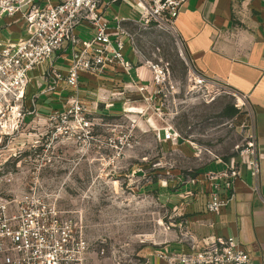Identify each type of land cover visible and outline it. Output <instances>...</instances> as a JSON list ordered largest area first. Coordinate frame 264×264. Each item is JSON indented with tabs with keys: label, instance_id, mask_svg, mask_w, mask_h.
<instances>
[{
	"label": "rangeland",
	"instance_id": "1",
	"mask_svg": "<svg viewBox=\"0 0 264 264\" xmlns=\"http://www.w3.org/2000/svg\"><path fill=\"white\" fill-rule=\"evenodd\" d=\"M105 13L126 14L116 5ZM125 30L127 56L144 69L136 83L154 93L150 101L119 72L83 78L77 95L48 76L32 79L21 102L0 97V224L35 199L72 221L89 246L87 264H149L158 243L180 239L181 180L220 170L217 158L234 160L251 124L249 106L232 91L193 84L174 31L156 22ZM154 69L163 72L157 86ZM73 101L80 115L69 113ZM169 126L175 143L162 141ZM9 258L0 243V264Z\"/></svg>",
	"mask_w": 264,
	"mask_h": 264
},
{
	"label": "built area",
	"instance_id": "2",
	"mask_svg": "<svg viewBox=\"0 0 264 264\" xmlns=\"http://www.w3.org/2000/svg\"><path fill=\"white\" fill-rule=\"evenodd\" d=\"M128 1L141 9L139 23L156 22L174 31L175 21L185 0H0V19H11L6 35L0 38V97L21 102L32 81L44 82L51 77L64 88L77 95L80 82L85 77L121 73L144 96L152 99L143 84L132 77L133 64L127 56V45L133 51L131 36L116 21L109 26L105 12L112 4ZM16 28H12V27ZM84 26L87 37L83 39L79 28ZM61 61L60 64H56ZM45 66V68H42ZM60 67L64 69H60ZM35 72L34 76L30 74ZM154 86L163 72L153 70ZM191 81L195 86L208 88L227 86L198 73L194 67ZM53 89V88H50ZM155 87L153 88V91ZM232 91L238 105H248V95ZM159 92V91H156ZM69 113L81 114L78 101L72 102ZM249 106V105H248ZM250 109V107H249ZM251 113V109H250ZM251 116V115H250ZM78 124L88 128L89 123L80 116ZM162 141L177 142L178 134L172 127L164 128ZM235 158L221 164L218 171L199 173L181 180L183 199L197 200L205 196L204 207L208 213L219 215L235 198V182L243 167L257 179L260 175L255 135L250 124L244 143L235 147ZM190 186L192 188L187 189ZM189 202L182 201L181 205ZM181 216V214L179 215ZM183 216V214H182ZM0 224L1 247L10 255L5 264H87L88 244L77 233L75 225L61 219L51 209L35 199H27L11 214H3ZM181 229L182 223L178 225ZM183 248L179 251H156L154 258L166 264H252L248 251L232 237L217 236L197 238L181 231Z\"/></svg>",
	"mask_w": 264,
	"mask_h": 264
},
{
	"label": "crops",
	"instance_id": "3",
	"mask_svg": "<svg viewBox=\"0 0 264 264\" xmlns=\"http://www.w3.org/2000/svg\"><path fill=\"white\" fill-rule=\"evenodd\" d=\"M113 5L118 12L126 14L114 15L109 20L110 27L116 26L115 17L124 29L126 24L139 21L141 9L131 2L120 1ZM10 22L11 19H0V38L4 37ZM80 32L87 34L84 27ZM174 32L198 73L248 95L260 163L257 179L250 175L247 167L242 168L235 182V198L219 215L207 212L204 195L197 200L183 199L179 195L178 225L183 222L185 225L180 231L197 238L232 237L248 251L252 264H264V0H185ZM131 61L132 77L135 81L141 80L140 73L144 69L136 67L134 58ZM183 200L189 203L182 206ZM182 241V238L172 242L163 240L155 250L179 251L183 248ZM153 254H148L151 257L147 263L166 264L156 260Z\"/></svg>",
	"mask_w": 264,
	"mask_h": 264
},
{
	"label": "trees",
	"instance_id": "4",
	"mask_svg": "<svg viewBox=\"0 0 264 264\" xmlns=\"http://www.w3.org/2000/svg\"><path fill=\"white\" fill-rule=\"evenodd\" d=\"M85 78H87V77H85ZM236 112H237V110L235 108L231 107V109L229 110V112L227 114H228V116H234L236 114Z\"/></svg>",
	"mask_w": 264,
	"mask_h": 264
}]
</instances>
